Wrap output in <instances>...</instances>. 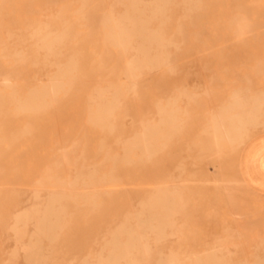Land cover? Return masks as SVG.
<instances>
[{"label":"rangeland","instance_id":"rangeland-1","mask_svg":"<svg viewBox=\"0 0 264 264\" xmlns=\"http://www.w3.org/2000/svg\"><path fill=\"white\" fill-rule=\"evenodd\" d=\"M109 18L134 47L133 20L160 34L145 46L163 62L135 69L136 85L124 72L136 52L108 42ZM45 36L57 37L49 51ZM59 70L69 74L55 97L22 111ZM258 98L264 0H0V264H29L15 249L39 244L50 193L65 196L36 264H108L136 223L147 254L135 246L119 264H264V199L237 171L264 131ZM223 112L244 122L224 123L215 146ZM154 126L144 155L132 142ZM149 205L163 235L145 226Z\"/></svg>","mask_w":264,"mask_h":264},{"label":"bare ground","instance_id":"bare-ground-1","mask_svg":"<svg viewBox=\"0 0 264 264\" xmlns=\"http://www.w3.org/2000/svg\"><path fill=\"white\" fill-rule=\"evenodd\" d=\"M110 20L111 19L109 18V19H106V21H105V24L109 25V32H108V36H107L108 42L114 46L119 47V48L125 49L128 47L129 49L134 50L136 52V54L133 55L126 62L125 69H124L125 76L128 79V81L130 83H132L133 85H136L135 82L132 81V76H133V72L135 69L140 68L142 66L149 67V68L153 69V68L158 67L163 62L162 57H160L157 54H152L150 49H148V47L145 46V41L148 42L152 39L159 40L158 37L160 34H158L156 31H152L149 29V25H148L149 23L147 20H139V21L133 20L132 24H133V27L135 29V32H137L139 34V36H141L140 43L136 47H134V46L129 44V41H128L127 37L125 36L126 31L122 30L121 28H118V29L115 28V26L112 24V22ZM7 39H8V37H7ZM56 40H57V37L51 38L50 36H45V37L41 38V48L46 50V51H49L52 48V45L54 44V42ZM124 64H125V62H124ZM68 74H69L68 71L63 72V71L59 70L57 72L55 80H53V82L50 83L49 87H43L40 90H36L35 93L29 99H27L26 102L20 107V109L22 111H35V110H37V108H39L43 105L42 101L45 97L54 98L57 91L63 88L64 79L68 76ZM3 85H5V86L7 85L6 81L3 82ZM251 109L252 110H260V109L264 110V100H260L259 98L255 99L253 101V105L251 106ZM163 112H165V111L163 110ZM173 120H174L173 116L169 115L168 118L165 119V124H169V123L171 124L173 122ZM228 120L238 121V123L244 122L243 119H241V118L237 119L236 117H234L233 115L228 114V113L223 112L219 115H216V117L213 120H211V127H212L211 129L213 131H211V134H210L211 141L215 146L223 138V135L221 134L222 126ZM250 121H252V117L250 118ZM146 129H147L146 130L147 132L145 131L144 133L138 135L136 137V139H138V140L132 142L133 147L139 149L141 151V153L144 155L151 153L152 147L154 144L152 139L155 136V132H154L155 126L154 127H148ZM236 131H237V127H236V125H234L233 132H236ZM224 136L226 138H230L231 134H229L227 136L224 135ZM25 149H26V147H25ZM15 169H17V168H15ZM167 192H168L167 189H163V190L161 189L160 190L161 195H163L159 199L160 202L165 203L168 200L164 196ZM69 193L70 192H68V194ZM64 196L65 195L63 193H50L44 214L40 217H37L38 220H40L41 223L44 225L37 232V235L39 237L37 240V243H39V244L19 246L18 248L15 249V252H16V250H21L24 252V256L26 258L27 263L36 264L38 262V259H37L38 253L41 250L40 244L46 243L50 240V235H49L50 227L48 226L49 221L51 218H53V217L57 218L59 215V211L56 210L53 206L54 200H56L58 198L59 199L63 198ZM154 199L152 200V202L154 201ZM100 200H102V199H100ZM157 200H158V198H157ZM153 208H154V206H150V205L146 208L147 211H146L145 226L149 231L153 232L156 236L163 235L164 229L160 228L157 224L152 222L153 219L156 217V214L154 213ZM88 209H89V207H88ZM161 217L167 218V215L163 214ZM131 218L135 219V217H131ZM67 219H69V218H67ZM22 220H23V216H19L16 221L21 222ZM125 232L128 234L127 242L125 244L120 243L117 238L113 239L112 243H113L114 254L108 260V264H119V261L122 259H126L129 251L135 246H138L140 248V252H141L142 256H144V257L146 256L147 249L145 247V244L143 243V241H144L143 232L141 230H139L137 223L135 224L134 228L128 229ZM216 248L219 249L218 250V252H219L220 248H218V247H216ZM221 249H222V247H221ZM210 250H212V249H210ZM210 250H208V251H210ZM222 250H224V249H222ZM203 255H204V253H203ZM195 257H197V256H195ZM197 258H199V257H197ZM202 258H203V256H202ZM202 258H200V259H202ZM204 259L205 258H203V260ZM170 263H172V262H170ZM170 263H167V264H170ZM157 264H163V263L157 262ZM195 264H202V263L196 262ZM210 264H212V263H210Z\"/></svg>","mask_w":264,"mask_h":264},{"label":"crops","instance_id":"crops-1","mask_svg":"<svg viewBox=\"0 0 264 264\" xmlns=\"http://www.w3.org/2000/svg\"><path fill=\"white\" fill-rule=\"evenodd\" d=\"M237 171L247 189L264 199V131L257 132L242 146Z\"/></svg>","mask_w":264,"mask_h":264}]
</instances>
